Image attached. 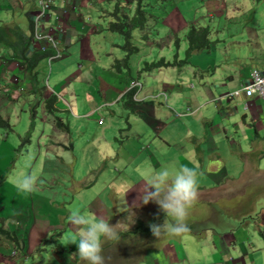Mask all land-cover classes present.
Wrapping results in <instances>:
<instances>
[{
    "label": "crops",
    "instance_id": "obj_1",
    "mask_svg": "<svg viewBox=\"0 0 264 264\" xmlns=\"http://www.w3.org/2000/svg\"><path fill=\"white\" fill-rule=\"evenodd\" d=\"M180 1L185 0H150L149 2H156V6L149 10L154 16L150 17L148 14L144 13L145 19L148 20L144 25L145 30L136 28L141 34L144 32L151 34L150 30L153 29L155 24L158 22L161 23L164 28L163 34H159L156 30V38L145 39V43L157 44L158 48L162 49L161 51H168V49H171L172 45L175 44L176 52L173 58L176 56L177 59L183 58L184 50L187 46L184 36L174 34L175 30L182 29L186 25V21H183V16L180 15L181 13L179 12L180 7L178 3ZM226 1L232 4L234 2H243L244 0H195L192 3H197V6L192 4L190 6L196 9V13L192 14L189 9L186 10V13L196 18L191 21V23L196 25L204 24L209 27L210 42L208 47L195 50L191 54V56L195 53L199 54V58L196 59L197 62L193 61L190 56L187 62L182 65H168L150 69L152 70L154 81L157 82V86L160 85L162 88H168L170 92H168V96L163 100L164 103H162L163 101H158L159 98L157 97H159V95L155 97L156 93H151L155 97H153V99H147L151 103L144 106L140 105L143 110L139 109L133 112L134 120H140L138 124H135L137 130L132 134V138L136 142V148L133 151H128L127 156L119 158L108 167V170H113L116 175L121 177L122 183L116 187L115 193L107 196L109 202L95 198L87 204L90 206L88 211L95 213L94 215L96 217L107 219V217H109L107 215L111 212L109 209L112 204H114L115 212L120 213V208L126 207L127 203L133 204L135 200L139 201L138 191L143 187V175L126 177L125 171L127 168L137 172H144L150 169L153 164L162 168L166 165L168 160H170L171 155H173L171 151H167L165 148L160 147V144L164 143L162 138L154 143L151 149L149 148L150 146H143L144 142L151 138V128L154 130L151 122L154 123L159 121V125L161 123L164 125L163 121L166 116L163 115L164 113L162 111L167 110L165 107L166 105H173L176 103L178 100L176 95L184 91H180V87L187 90L183 93V95H186L188 109V116L185 117L193 116L196 118L197 122H204L202 123L203 127L209 135L206 136L202 142H204L207 148L217 156L215 162L218 164L220 163L219 158L222 157L221 150L228 151L231 154L236 153L238 156L244 158L243 165L245 169L241 171V176L243 173L252 169L251 155L255 153V157H258L259 152L264 151V99L258 97L245 99L242 95L237 94L233 95L232 101H230L224 96L227 92L231 93L239 90L242 81L248 76L250 68L257 67L259 70L264 71V26L250 24L251 17L247 14L248 6L245 10L241 11H238L237 7H232L230 14L227 16V9L223 11L220 10L221 3H225ZM250 1L251 0H246V2ZM114 2L115 0H101L100 7H98V5L95 4V0L52 1L49 13L43 16L41 21H39V28L40 32L54 36L57 43L58 55L54 56L55 61L51 65L46 78L47 84L45 85L44 79L47 73H45V61L46 58L53 54V51L51 50L52 47H45L42 49H50V53L40 58L36 64L40 69V73H37L38 88L37 91L32 92L30 78L26 74L23 66L24 57L29 55V52L33 50L35 44L32 41L29 42L26 50L23 52V57H11L10 53H12L13 45L15 46L16 44L17 47L20 45L21 38L28 39L30 29L33 31L31 20L39 11V7L38 9L35 7V0H0V26L4 28L0 32V115L2 116V113L8 110L10 101H14L17 106L16 108L12 107V110L15 111V116L17 115L16 111L18 110L20 102H23V105L19 110H25V112L28 111L30 104L35 103L36 121L32 131V136L36 135L34 145L43 144L47 147V150L42 153L38 160L31 163L26 158H18L12 165V171L14 173L26 172L35 174L38 177L37 189L33 191L36 194L32 192H22L13 188H7L0 194V196L3 197V210L7 211L6 214L12 217L11 215L13 213H15V215L18 213L15 218L25 224V229L22 231V235L17 241L0 240V264H23L27 257L26 251L31 246L35 245L39 241L40 236H42L41 230H39L37 234H31L36 219H40L41 217L49 218L48 220L46 219V221L44 220L42 226H46L47 230H54L55 236L53 238L51 237V240H53L54 245L57 246L55 250H52V254L54 255L53 264H74L63 256L65 251L69 252L67 256L74 254L72 253L74 252V246H72L74 243L67 242L66 245L68 248L65 246L67 248V250H65L61 245L62 232L58 230V228H53V225L61 220V216L64 215L66 208L60 201H53V198L57 195L54 191H51L50 188L47 187H44V189L41 188V180L43 177L53 174L55 176L57 175L55 173H50L49 165L52 167H61L59 163L60 160L69 161L68 165L71 167L67 168L68 171H76L77 173V170L71 165L70 159L65 152L59 151L47 141L48 134L46 131L51 129L53 132H57V130L51 123L52 117L50 113L44 110L43 103L38 101L36 95L42 98L54 97L56 100L55 114L60 116L61 119H63L61 112H63L64 109L69 110L72 116L91 115L93 113L94 115L97 114V119L101 116L100 113L103 111V106L97 103L92 93H87L91 108L87 111H83V106L77 103L76 95L72 87H74L75 84H81L82 81H87V76H90L91 79L94 77L95 63L93 61L96 57L93 52L91 41L93 37H97L98 34L106 31V27H102L100 23L97 22V18L111 14L108 10H105V8H107V5L111 8ZM189 3H191V1H185L184 5L189 6ZM162 5L164 7H162ZM133 6L132 4L128 7L130 8L128 13L129 17L133 16ZM84 11L87 19L85 18ZM108 18L113 19L114 17L110 15ZM150 19L153 20V26L148 28L149 22H151ZM108 20L109 19H107V21ZM228 20L242 21L244 24L239 26L223 25ZM51 29L53 33H50ZM211 31H215L216 33L211 34ZM115 32L112 34H116ZM222 32L224 33L222 34ZM105 36L106 35H104V37ZM118 39L121 40L120 37H118ZM42 42H45V39H42ZM94 43L98 45L97 40H94ZM67 49H71L69 53L77 51V56L82 60V62H77L76 68L66 66L69 61L68 57L57 60L67 52ZM139 55L134 58L137 65L141 64V59L138 58ZM156 55H152L149 59H154L152 57ZM70 56L76 59L74 54H70ZM162 57L164 59H170L164 55H162ZM124 70H130L129 64ZM124 70H115L119 73L111 74L109 78L102 79L105 85H110L111 82L113 87L116 85L122 88V90L118 89L113 93H111L112 90H110V100L105 102L104 106L108 107V104L117 97H119V101L124 97L126 93L124 79L132 75L130 70L129 75L122 76ZM48 79L52 82L51 88ZM189 80H191L189 84L184 86V81ZM92 84L96 85V89L98 87L102 89L101 79L94 78ZM16 87L19 89L20 94L17 99H14L13 95L16 94ZM83 89H85V86H83ZM174 93L176 94L175 96L172 95ZM111 94H115V96L117 94V97L112 98ZM49 98L46 101H50ZM183 99H180L179 110H177V113H174L176 116L179 115L180 111L182 112L181 107L183 105ZM141 100L142 99H136V101ZM233 103L234 109L229 112V107ZM244 103H247V109L243 108ZM235 104L239 108L238 111L236 110ZM155 110L158 111L154 112ZM212 113L214 115L209 119ZM228 115H230L229 118L227 117ZM234 117L235 121L233 120ZM128 120V122H130V116ZM24 122L25 125L27 123L29 125V119L25 118ZM11 123H20V121L14 117L11 119ZM84 123L85 125H89L91 122L85 120ZM25 125L21 122L22 134L23 132L24 134L26 133L27 129ZM85 125H77L76 127L78 129H83ZM247 125L252 127V133L246 131L245 127ZM95 126L97 127V131L103 133L104 138L112 139L115 137L113 127L101 125L97 121ZM130 127L131 124L129 123V128ZM240 129H245L246 141L244 140L243 142L253 147V151L250 153H245L240 149L242 148V143L241 141L238 142L237 135H235ZM155 130H157V128ZM138 134L141 135L139 138H137ZM15 136L16 139L14 141L21 138L19 133H16ZM195 136L196 137L191 140H198V143L201 145L200 132ZM10 142L13 141L10 140ZM188 143L189 141L183 143V152H187V155L189 151H193L195 148V155L199 159L200 152L198 149L193 147V144ZM29 144L33 145L31 140ZM0 147L8 148L10 146L7 141L2 140ZM92 150H94L93 153H95L96 160L100 161L95 145H93ZM141 155H144V158H141ZM136 159L139 161H136ZM190 159H192V164H190L189 168L196 171L197 174L201 171L205 172L204 174L211 178V180L217 176L215 173L218 168L217 164L210 163V165H214V167L209 168L208 165L201 160L202 158L199 159V163L192 157H190ZM116 168H118V170ZM3 177L6 178V176ZM45 184L51 186L53 182L46 181ZM126 185L129 186V191L123 190V186ZM199 186H201V184H199ZM11 189H13L14 192L12 196H8V192L11 193ZM58 189L59 187L56 188V190ZM199 189L210 188L199 187ZM213 189L215 192L216 188ZM124 193L125 195L123 197ZM9 200L13 201L11 208H9L7 203ZM37 203H43V206L36 207L35 204ZM139 203L141 204L142 202L139 201ZM20 204L23 208L20 207L16 209ZM107 204L110 207H108ZM24 205L26 206L24 207ZM25 208L27 210L26 214L23 210ZM197 218L203 217L200 215ZM209 223L218 226L220 222L215 218V220ZM67 224L70 227H74L68 222ZM210 229L211 227L205 232L204 236H198L197 231H194L195 234H192L196 237L190 240L189 246L186 244L187 239H184L180 241L177 246L170 243L165 244L161 247L163 248L162 252L175 254L177 248H180L182 252H180L181 259H179L185 260L183 264H200L202 262L206 264H255L254 259L251 258L249 254L251 250L257 249L256 252L259 253L260 259L262 260L261 263L264 264V241L262 242V239L264 240V234L259 232L256 234H249L241 226H237L232 233L227 234L226 232L224 235L221 234L218 236L215 233L216 229ZM64 231H66V233L68 232V234L71 232L72 234L74 233V230H71V228L70 230L66 228ZM72 234L67 237L69 238ZM189 234L192 236L191 233ZM241 242H247L243 248L239 247V243ZM145 251L147 252L148 250L146 249ZM198 253L201 254L199 255ZM195 259H199L200 261L195 262Z\"/></svg>",
    "mask_w": 264,
    "mask_h": 264
},
{
    "label": "rangeland",
    "instance_id": "obj_2",
    "mask_svg": "<svg viewBox=\"0 0 264 264\" xmlns=\"http://www.w3.org/2000/svg\"><path fill=\"white\" fill-rule=\"evenodd\" d=\"M185 1H191V3L188 4L189 6L184 5ZM185 1H180L178 4L180 7V15L183 16V21H186V25L182 29L175 30L174 34L184 36L188 46L186 36H188V33L192 30L191 25H193V23H191V21L195 20L196 18L195 16L186 13V10L189 9L192 14L196 13V9L190 5L192 4L197 6V3H192L195 0ZM100 2L101 0H95V4H97L98 7H100ZM133 5L132 12L134 15L135 3ZM129 6L130 5L126 4V0H116L111 8L108 5L107 8H105V10H108L111 14L97 18V22L100 23L102 27H106V31L98 34L97 37H93L91 41L93 52L96 57V59L93 61L95 63L93 79H101L102 89L99 87L97 88L98 90L96 89V85L92 84L93 79H91L90 76H87V81H82L81 84H75L74 82L75 86L72 87L76 95L77 103L80 106H83V111H87L91 108L90 99L87 97V93H92V96L96 98L97 103L103 106V111L100 113L101 116H99L98 119L96 118L97 114L94 115V113L91 115L72 116L69 110L64 109L63 112H61L63 119L61 121L57 119L59 125H54L57 132H53L51 129L46 131L48 134L47 141L59 151L65 152L70 159L71 165L77 170V173L76 171H68L67 168L71 167L68 165L69 161L60 160L59 163L61 167H52L49 165L50 173H55L57 175L55 176L53 174L51 176L43 177L41 180V188L44 189V187H47L50 188L51 191H54L57 195L55 198H53V201H60L66 208L64 215L61 216V220L53 225V228H58V230H60L63 234L61 237V245L65 250L68 248L66 245L68 242L67 236L72 234V232L68 234V232L66 233L64 230H66V228H69V230L70 228L71 230H74V227H70L67 224L68 222L73 226L71 223L72 212L79 209L82 213L94 215L95 213L88 211L90 206L87 204L95 198L109 202L107 196H109V194L111 195L115 193L116 187L122 183L121 177L116 175L113 170H108V167L119 158L127 156L128 151H133L136 148V142L133 140L132 134L135 130H137L135 124H138L140 120H134L133 112L139 109L143 110L140 105L144 106L148 103H151L147 99H153V93H156L155 97L159 95V97H157L159 98L158 101L162 102L165 100V96H168V92H170V89L168 88H162L160 85L157 86V82L154 81L152 76V70L145 71L142 70L141 67L144 64L143 60H150L149 58H151L152 55L157 54L155 57H162V55H164L167 56V58H173V55L176 52L175 44H173L172 48L168 49V51H161L162 49L158 48L157 44H149L148 42L145 43V39L156 38V30L159 34H163V25L159 22L156 23L153 29L150 30L151 34L146 32L141 34L139 30L137 31L136 28H133L131 31L132 38L130 43H126V40L121 33L107 28L109 23L115 20V13L121 18L124 13L128 14V12H126V7ZM154 6H156V2H149L150 8ZM247 6V14L251 17L250 24L264 26V0H251L250 2H246V0H244L243 2H234L232 4L226 1L225 3H221L220 10L223 11L227 9L226 15L228 16L232 10V7H237V10L241 11L245 10ZM35 7H38L37 3H35ZM162 7L164 6L162 5ZM84 15L87 19L85 11ZM110 15L114 18H108ZM34 18L35 15L31 20L32 28L34 27ZM128 18L130 19L131 17L128 15ZM107 19L109 20L107 21ZM225 24L227 26H239L244 24V22L228 20L223 25ZM139 28L141 30H145L144 26ZM113 32L116 34H112ZM50 33H53L52 29L50 30ZM210 33L215 34L216 32L211 31ZM223 33L224 32H222V34ZM104 35L106 36L104 37ZM118 37H120L121 40H119ZM94 40H97L98 45H95ZM139 50L141 51V54ZM70 51L71 49H67V52L57 60L68 57L69 61L66 66L76 68L77 62H82V60L79 58V56H77V51L74 53H69ZM70 54H74L76 59L71 58ZM137 55H139L138 58L141 59V64L138 65L134 59ZM184 56L185 50L183 57ZM198 58L199 54L197 53L191 56V59L195 62H197L196 59ZM54 61V57L49 59L46 58L45 73H47L44 79L45 85L47 84V75ZM128 64L132 75L131 77H126L124 79V85L126 90L129 89V91H134L130 98L135 104L130 105L127 96L119 101L117 94L116 96L115 94H111L112 98H117L111 101V103L108 104V107L104 106L105 102L110 100V90H112L111 93H113L118 89L122 90V88L116 85L113 87L111 82L110 85H105L104 82H102V79L109 78L111 74L119 73L115 70L123 71L125 68H127ZM35 69L37 73H40L38 65H36ZM129 71L124 70V72H122V76L129 75ZM190 81L191 80L184 81V86H187ZM48 82L51 88V80L48 79ZM83 86H85V89H83ZM181 90H184L183 93L187 91L183 87H180V91ZM237 92L244 97V91L241 89V87ZM183 93L179 92L178 95L175 93L172 94L173 96L176 95L178 100L173 105H166L165 107L167 110L162 111L164 113L163 115L166 116L163 121L164 125H162V123L159 125V121L154 123L151 122L154 130L156 128L157 130L154 131L151 128V138L144 142L143 147L150 146L149 148L151 149L153 148L154 143L158 142L159 139L162 138L164 143L160 144V147L165 148L167 151H171L173 154L164 167L175 166L176 168H179L181 166H186L189 168L190 164H192V159H190V157H192L198 163L199 159L202 158L201 160H203L209 168L214 167V165H210V163L217 164L218 168L215 171L217 176L211 180V178L204 174L205 172L201 171L197 175L198 183L201 184L199 187H206L210 189H199V199L190 209L186 221L188 231L179 236L161 234L153 242H145L146 238L150 235V232L144 231L142 228H138L137 230L135 229L137 226L145 228L146 224H149L151 216L154 218L152 224H158L159 222L162 224L164 220L167 222L168 218L165 217V213L155 202L149 201L148 204L141 203L140 205L139 201L135 200L133 204L138 206L121 207L119 211L120 213L115 212L114 204H112L111 207L107 204V206L110 207L109 210L111 211L107 215L109 216V223L115 224L117 221H121L118 227L123 235L121 236V239L118 243L110 242L113 245L108 244V247L104 244L103 255L105 256V264H183L185 260H180V252H182L180 248H177L175 254H171L168 252H162L163 248L161 247L168 243L177 246L179 245L180 241H183L184 239H187L186 244L189 246L190 240L193 239V237H196L192 234L194 231H197L198 236H204L205 232L209 230V227H211L210 230L216 229L215 233L218 236L221 234L224 235L226 232L227 234L232 233L234 228L237 226H241L249 234H256L258 232L264 234V151L259 152L258 157H255V153L251 155L252 169L248 170L246 173H243L241 176V171L245 169V166L243 165L244 158L238 156L236 153L231 154L228 151L221 150L222 157L219 158L220 163L218 164L215 162V158H217V156L214 154V152L207 148V145L204 142H202V140H204L205 137L209 135L203 127L202 123L204 122H197L196 118L193 116L185 117L188 116V109L186 104V95H183ZM19 94L20 91L17 88L16 94L13 95V98L17 99ZM36 98H38V95H36ZM137 98L142 100L136 101ZM180 99H183V105L181 107L182 112L180 111L179 115L176 116L174 113H177V110H179L178 107H180ZM162 103H164V101ZM22 105L23 102H20L18 105V110L16 111L17 115L15 116V111L12 110V107L16 108L17 106L14 101H10L8 110H5V112L2 113V117L8 119L10 124L8 127H0V144L2 140H5L8 142L10 147H0V180H2L3 176H6V178H3L0 185V194L3 193L7 188L18 190L9 180V177L14 173L12 171V165L18 158H26L32 163L38 160L42 153L47 150V147L43 144L34 145L36 135H29L28 140L23 139L24 132L23 134L21 132V122L25 125V118L29 119V116L28 111L25 112L23 109V111L19 110L21 109ZM235 107L238 111L239 108L236 106V104ZM229 108V112L233 110L234 103ZM243 108L247 109V103L243 104ZM157 111L158 110H155L154 112ZM54 115L57 116V114ZM213 115L214 114L212 113L209 119H211ZM129 116L130 122H128ZM14 117H16L20 123H11V119ZM227 117L229 118L230 115ZM33 119L35 120V117H33ZM85 120H88L91 123L89 125H85ZM233 120L235 121V117ZM96 121L101 125L103 124L105 126L113 127L115 137L112 139L104 138L103 133L97 131V127L95 126ZM129 123L131 124L130 128ZM77 125L85 126L83 129H78L76 127ZM25 126L27 129L28 123ZM245 129L246 131L252 133L251 126L247 125ZM244 130L240 129L235 135H237L238 142L241 141L242 143V145L240 144L242 146L240 149H242V151L245 153H250L253 151V147L248 145L246 142H243L245 140ZM199 132L202 142L201 145L198 143V140H191L195 138V135ZM16 133H19L21 138L17 141H14L16 139ZM140 136L141 135L138 134L137 138ZM10 140L13 142H10ZM30 140L32 141L33 145L29 144ZM188 141V144H193L192 146L196 147L200 152L199 159L195 155V148L193 151H189L187 155V152H183V143H187ZM93 145H95V148L98 151L100 161L96 160L95 153H93L94 150H92ZM141 158H144V155H141ZM136 161L139 160L136 159ZM116 169L118 170V168ZM153 169L159 170L161 167L153 164L150 169L144 172H137L127 168L125 171V176H144ZM46 181H52L53 184L51 186H47L45 184ZM142 184L144 185V180H142ZM57 187H59L58 190H56ZM213 188H216L215 192ZM13 189H11V193L8 192V196H12L14 192ZM32 193L36 194L35 192ZM7 203L9 208H11L13 201L9 200ZM25 206L26 205H24V207ZM35 206L41 207L43 206V203H37ZM3 207V197L0 196V217H3L6 227L10 230H14L18 238H20L22 231L25 229V224L15 218L18 213H16L17 215L13 213L11 215L12 217H9V215L6 214L7 211L3 210ZM20 207L21 204L16 209H19ZM23 210L26 214V208ZM159 212L161 214H158ZM200 215L203 218H197ZM127 217L128 221L126 219ZM215 218H217V220L220 222L218 226L209 223L215 220ZM46 219L48 220L49 218L41 217L40 219H36V222L32 227L31 234H37L38 231L41 230L42 236H40L39 241L35 245L31 246L26 251L27 257L23 264L54 263L52 250H55L57 245H54L53 240H51V237L53 238L55 236L54 230H47L46 226H42V223L44 220L46 221ZM139 220L140 222L137 223ZM189 233H191L192 236ZM0 240L9 241L10 239H7L4 235L0 234ZM263 241L264 240L262 239V242ZM246 243L247 242L239 243V247L243 248ZM72 246H74V252H72L74 254L67 256L69 252L65 251L63 256L65 259L71 261L74 264H84V262L81 261L78 256L77 245L74 243ZM146 249L148 250L147 252L145 251ZM256 250L257 249L251 250L249 256L254 259L255 264H262V260L260 259L259 253L256 252ZM198 254L200 255L201 253ZM199 261V259H195V262ZM200 264L206 263L202 262Z\"/></svg>",
    "mask_w": 264,
    "mask_h": 264
},
{
    "label": "clouds",
    "instance_id": "obj_3",
    "mask_svg": "<svg viewBox=\"0 0 264 264\" xmlns=\"http://www.w3.org/2000/svg\"><path fill=\"white\" fill-rule=\"evenodd\" d=\"M49 10L45 15L49 13ZM39 21H41V18H39ZM31 41L35 44V47H37V43L34 42L32 38ZM128 91L129 89L125 92ZM226 94H228V92L225 93L224 96ZM225 98L232 101V96L230 97L231 99L227 97ZM37 99L44 105V99L41 96H39ZM31 109L34 110L35 120H33L35 124V103L30 104L28 107L29 123ZM50 115L52 117L51 123L54 127V115L51 113ZM58 117L60 118V120H62L60 116ZM8 124H10L9 121ZM197 175L198 174L196 171L186 166H181L179 168L172 166L162 167L159 170L153 169L151 172L143 176L144 185L142 189L138 191L139 201L143 204H148L149 201L155 202L165 213V217L168 218L167 222H165L164 220L162 224L160 222L159 224H150L151 233L146 238L145 242H153L161 234L179 236L188 231L186 221L190 209L196 204L199 199V184ZM9 180L19 191L22 192H33L37 189L38 177L32 173H13L9 177ZM123 190L129 191V186H123ZM125 193L123 194V197ZM136 206L138 205H129V203H127L126 205V207ZM126 219L128 221V217ZM71 223L74 226V233L68 238V242H72L77 245L78 256L81 261H83L84 264H105V256L103 255L104 244L105 242L118 243L120 241L121 235L118 226L120 225L121 221H117V223L111 224L109 223V217H107V219H104L91 214L82 213L79 209H77L74 210L71 214Z\"/></svg>",
    "mask_w": 264,
    "mask_h": 264
},
{
    "label": "trees",
    "instance_id": "obj_4",
    "mask_svg": "<svg viewBox=\"0 0 264 264\" xmlns=\"http://www.w3.org/2000/svg\"><path fill=\"white\" fill-rule=\"evenodd\" d=\"M149 1L150 0H126V4L128 5H132L135 3V10H134V15L129 19L128 18V14L122 15V17L120 18L119 16H117V14L115 13V20L112 21L111 23H109V25L107 26L108 29L119 32L123 35L124 39L126 40V43H130L131 42V38H132V29L133 28H139V27H143L145 25V22L148 21L145 19L144 13L148 14V16L153 17L154 15L150 13V7H149ZM116 2V0H115ZM117 5V4H116ZM126 12L129 13L130 8L126 7ZM151 22H149V27L153 26V20L150 19ZM192 30L188 33V36H186L187 41H188V46L185 49V56L181 59H177L176 56L172 59H164L163 57L159 56L157 58L151 59V60H143L144 64L141 66L142 70H150L152 68L155 67H159V66H168V65H182L183 63L187 62V59L191 56V54L193 53V51L195 50H200L202 48H206L208 47V44L210 42V39L208 38V33H209V27L207 25L204 24H199V25H191ZM4 28L2 26H0V32L3 30ZM196 30V31H194ZM33 37V32L30 29V33L28 35V39H20V45L17 47V45L15 44V46H12V53H10L11 57H23V52L26 50L29 42H31V38ZM50 53V49L47 50H40L37 47H34L32 51L29 52V55L27 57H24V70L26 71V74L29 76L30 78V82L32 85V92L37 91V84H38V80H37V71L35 69V66L38 62V60L42 57H44L46 54ZM128 67V65H127ZM251 69V68H250ZM134 91H128L124 94V97L127 96L128 100H129V104H135L132 99L130 98L131 94ZM123 97V98H124ZM49 97L47 98H43L44 99V105L43 108L45 111L51 113L54 115V104L56 102L54 97L49 98L50 101H46ZM122 98V99H123ZM34 110L31 109L30 110V123H29V128L27 130V132L25 133L23 139L24 140H28L29 135H31L32 129H33V125H34ZM54 118V125L58 126L59 125V121L60 118L56 115L53 116ZM58 119V120H57ZM209 124V123H208ZM5 126L8 127V120L3 118L0 115V127ZM4 178V177H3ZM2 178V180H3ZM2 180H0V185L2 183ZM129 205H132L131 203H129ZM158 214H161L160 212ZM153 216L151 217L149 224H146L145 228L141 227V226H137L135 229L137 230L138 228H142L144 229V231H149L151 233V229H150V224L153 223ZM0 234L4 235L7 239L10 240H18V236L15 233L14 230H10L9 228L6 227V225L4 224L3 221V217H0ZM140 220L137 222L139 223ZM159 224V223H158ZM120 235L122 236L123 233L120 231ZM109 245H113L110 242H105V245L108 247ZM54 256V255H53Z\"/></svg>",
    "mask_w": 264,
    "mask_h": 264
},
{
    "label": "built area",
    "instance_id": "obj_5",
    "mask_svg": "<svg viewBox=\"0 0 264 264\" xmlns=\"http://www.w3.org/2000/svg\"><path fill=\"white\" fill-rule=\"evenodd\" d=\"M51 2L52 0H36V3L39 7V11L37 12L34 18L32 37V40L37 43V47L39 49L42 50L45 47H52L53 55L49 56L48 58L58 55L57 43L53 35L51 36L40 32L39 18H42L47 13ZM42 39H45V42H42ZM241 89H243L244 91L245 98L258 97L264 99V71L259 70L257 67H252L249 70L246 79L242 81ZM237 94L238 92L234 91L232 93L226 94L225 97L231 99V96Z\"/></svg>",
    "mask_w": 264,
    "mask_h": 264
},
{
    "label": "bare ground",
    "instance_id": "obj_6",
    "mask_svg": "<svg viewBox=\"0 0 264 264\" xmlns=\"http://www.w3.org/2000/svg\"><path fill=\"white\" fill-rule=\"evenodd\" d=\"M224 107V106H223Z\"/></svg>",
    "mask_w": 264,
    "mask_h": 264
}]
</instances>
